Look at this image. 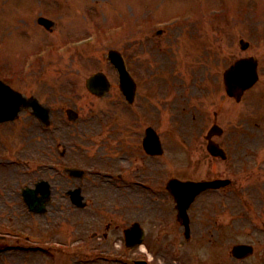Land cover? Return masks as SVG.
Returning a JSON list of instances; mask_svg holds the SVG:
<instances>
[{"label": "rangeland", "instance_id": "rangeland-1", "mask_svg": "<svg viewBox=\"0 0 264 264\" xmlns=\"http://www.w3.org/2000/svg\"><path fill=\"white\" fill-rule=\"evenodd\" d=\"M32 1L37 2V0H0V29L3 27V32H7L6 30H10L15 25L20 30L23 25L19 20L26 19L25 16L29 14L28 12L35 10L33 6L27 7L26 5L27 3L31 4ZM41 1V13L60 21L59 15L62 11L58 7L59 5L54 0ZM101 1L106 5L105 7L118 14H122L126 8L128 10L140 9L142 7L141 4L145 5L147 2H151L152 6L161 10L160 0H127L128 2L132 1V3L126 5L123 2V6L121 5L123 0ZM188 1L190 2L191 0H167L162 11L166 12L173 6L178 8ZM194 1L198 5V9L203 7L206 12L212 9L217 10V18L203 19L204 21L202 22L201 18H198L185 28L178 26L170 31L171 33L165 34L163 38H158L159 40L156 43L153 42V46L146 51L139 50L137 42L129 39V37L127 38V47L122 41L114 43L115 48L121 49L120 51L124 54L129 68L139 81L140 93L138 101L143 96H150L154 100L160 99L161 102L158 103V106L163 103L167 112L159 114L157 121L168 122L173 125L171 135L168 138L173 164L170 163L169 166H165L166 169L174 168V175L178 174L176 176L198 178L203 174L207 176L214 175L227 168L228 171L233 173L234 187L239 188L243 195H250V201L253 203L264 202V171L256 170L253 174H249L242 165L234 166L244 160L245 157H248L246 149H250L264 166V143L261 141L264 139V114L260 115L257 111H250L245 105V98L240 103L228 100L224 94L221 80L218 87L206 85L208 81H218V67L220 70H224L233 59L245 54L237 49L238 39L244 37L250 43V48L246 53L255 55L260 62L259 87L264 91V87L261 86V84L264 85V0ZM64 2L69 12V15L64 17V26L75 33L93 31V24L86 22L85 16L77 12V9L81 8L79 0H64ZM258 2L261 4L258 13L246 10L247 8H252V5ZM142 9L144 11L151 9V7L147 6ZM200 9L202 10V8ZM36 10L34 15L40 11L38 6H36ZM72 11L77 12L76 16L72 14ZM164 12L159 13L165 14ZM14 19L16 20L13 24L6 26V21ZM179 21H183L182 18H179ZM200 28L207 30L205 34L212 35L214 33L218 37L219 40L216 45L218 49L216 58H218V61L213 56H208V60L200 66L196 79L185 80L179 74L178 65L174 58V56L178 57V53L176 55L173 49H178V46L187 48L186 45L188 43H195L196 34ZM62 29V24H57L54 30L55 32H62ZM43 33H45L44 36L46 37L41 40V43H44L43 47L38 50L34 44L27 46L24 49L23 57L18 51L22 50L21 46L24 45L21 38L18 36L13 38L10 35H2L1 37L0 35V44L2 45L0 48V76L5 73L15 88L26 94L38 96L40 95L38 86L40 85L39 80L41 77V85L43 86L41 87V99L49 101L51 95L57 94L61 90L57 83L55 85L49 83V79H54L55 76L64 72H66L65 80H67V86H70V79L73 76L79 77L82 83L89 73L95 72L97 69L103 70L110 78H114L116 81L115 70L105 60V55H103L106 53V49L104 50V46H101V40H99L98 46L92 45L90 48V60L92 59L93 61L90 68L83 67L79 62L81 48L76 51L74 48H67L71 44L57 46L54 43L53 35H49L44 31ZM202 33L203 31L197 35H202ZM75 35H72V37ZM62 39V36L57 37L55 42L59 43ZM76 39L78 37L73 39V41ZM129 42H131V45H129ZM8 47L17 48V51H13L14 48L9 50ZM39 51H41V56ZM59 54L63 57L61 65H57L55 61L59 59ZM57 55L58 58H56ZM212 65L213 68L210 67ZM9 68L15 70L16 73L13 76L12 73L8 74ZM155 72L158 73L156 74ZM162 73L166 74L161 76ZM148 74H151L149 78H147ZM145 82L148 88L144 86ZM49 84L52 85L51 88L48 86ZM217 84L218 82L215 83L216 86ZM80 85L82 87V84ZM213 90L219 98V108L218 102L215 103V107L219 110L221 125L225 128V134L221 141L228 150V159L226 161L211 159L205 151L202 162H199L197 156L199 150L202 149L203 151L204 149L205 141L203 136L205 127L208 124L207 120L204 124V118H209L207 112H212L214 108L210 100ZM77 93H80L85 105H88L93 99L88 97L86 92L79 91ZM115 93L118 95L117 89H115ZM176 97L185 98L184 109L186 111L183 114L178 112L181 109V105L179 102H175ZM174 104L177 106L174 107ZM103 107V102L93 101L91 108L82 111V115L87 113L97 114L100 119L102 118ZM160 109H163V107ZM262 109L264 110L263 107ZM123 111H126V116H128L133 112V107H125L122 109ZM22 116L23 119L18 120L16 123L0 125V201L3 205H6L2 207V210H5L6 213L12 212V214L23 208L18 190L16 189L12 192L15 187L26 183L28 176L23 172L32 173L34 175L31 177L33 181L41 177L51 176L48 171L41 173V136L40 140H38L37 136L33 137V134L36 133L31 128L34 122L30 119L25 120L28 117L27 114ZM123 116L124 114L120 120L126 121L127 119ZM178 116L183 117V122L179 120ZM166 127L165 125L162 126L163 131H165ZM254 135L257 137H254ZM163 138H167L165 134H163ZM70 139L72 138H63L65 145L62 144L61 148L66 146V142ZM53 140L54 137L51 136L49 140L48 138L46 139V143H51ZM165 167L163 168L165 169ZM135 169V173L130 174L134 178L139 176L140 174L138 173L141 172L139 168L136 167ZM201 169H204V171H200ZM239 172H241L242 177L237 178ZM6 185H9L7 190L4 189ZM228 195L230 198H227L226 201H236V197L233 194V185ZM211 201H215V199L209 194L199 200L194 207V211H196L194 228L196 233L193 236V241L188 243L184 241L183 237H178L179 227L173 223L171 234H173L174 240L172 242L160 240L156 243V246L150 245L148 254L152 259V264H264V222L249 224L248 222L239 221L236 224L227 226L220 221L223 225L222 228H224L222 230V238L220 237L218 242L207 240L205 228L207 230L209 226L208 216L214 217L215 213L214 210H207V205ZM7 203L10 205L8 206ZM200 213L204 214L206 223V226L202 229H199L197 225V217ZM247 218L254 220L256 216L252 215ZM259 218H262V216ZM26 222L29 226L30 245L39 244L37 242L41 239V229L44 230V224L41 223L44 222V219L39 215H31ZM198 232H202L204 235L199 237ZM82 235L79 230L74 232L75 237ZM74 236L66 228H63V231L59 232V234L48 229L45 241L64 242L70 238L75 242L76 238ZM235 243L254 244L255 254L241 261L231 258L228 251L230 246ZM78 253L85 255V248ZM57 254V257H54L53 254H50L53 256L50 257L48 255L42 256L41 252L38 251L30 252L29 264H112L103 261L85 262L88 259L87 257L73 255L67 250L58 251ZM0 264L2 263L0 262ZM14 264H22V261H17Z\"/></svg>", "mask_w": 264, "mask_h": 264}, {"label": "flooded vegetation", "instance_id": "flooded-vegetation-1", "mask_svg": "<svg viewBox=\"0 0 264 264\" xmlns=\"http://www.w3.org/2000/svg\"><path fill=\"white\" fill-rule=\"evenodd\" d=\"M89 196L91 197V199H93V200L95 199V193L91 192L89 194ZM93 206H94V204H92V210H94ZM89 211H90L91 216H93V212L91 211V207H89ZM96 247L100 248L101 246H96Z\"/></svg>", "mask_w": 264, "mask_h": 264}, {"label": "water", "instance_id": "water-1", "mask_svg": "<svg viewBox=\"0 0 264 264\" xmlns=\"http://www.w3.org/2000/svg\"><path fill=\"white\" fill-rule=\"evenodd\" d=\"M11 113L8 112V113H4L2 115H0V120H5V119H8V118H11Z\"/></svg>", "mask_w": 264, "mask_h": 264}]
</instances>
